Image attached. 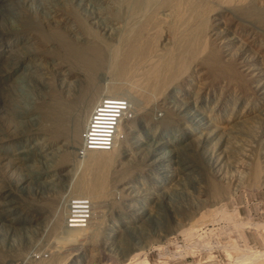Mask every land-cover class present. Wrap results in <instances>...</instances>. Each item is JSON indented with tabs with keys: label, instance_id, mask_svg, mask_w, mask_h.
Returning a JSON list of instances; mask_svg holds the SVG:
<instances>
[{
	"label": "rangeland",
	"instance_id": "1",
	"mask_svg": "<svg viewBox=\"0 0 264 264\" xmlns=\"http://www.w3.org/2000/svg\"><path fill=\"white\" fill-rule=\"evenodd\" d=\"M123 1L0 0V264L16 253L22 261L11 264H264V0H197L193 24L179 36L190 31L203 53L198 49L177 66L171 86L147 101L148 65L157 55L168 57L177 24L172 9L151 0L154 18L146 19H154V28L146 38L153 60L122 76L109 64L96 78L104 87L121 83L126 118L135 120L130 132L123 127L120 133L128 152L120 143L104 188L92 181L94 164L102 162L88 164L79 150L73 156L32 107L26 117L16 112L10 68L23 60L22 47H10L12 26L27 32L29 20L48 34L44 25H57L69 5L66 17L113 55L119 38L139 22L120 13ZM143 14L135 17L142 21ZM58 60L78 86L81 71ZM47 67L60 91L57 66ZM26 80L33 86L30 76ZM26 80L20 78V87ZM24 89L32 99V88ZM144 120L152 128L148 135ZM45 147L43 154L37 149ZM252 166L257 172L247 177ZM75 198L88 201V219H68ZM48 199L58 200L55 213L42 207ZM131 247L140 249L128 255Z\"/></svg>",
	"mask_w": 264,
	"mask_h": 264
},
{
	"label": "bare ground",
	"instance_id": "2",
	"mask_svg": "<svg viewBox=\"0 0 264 264\" xmlns=\"http://www.w3.org/2000/svg\"><path fill=\"white\" fill-rule=\"evenodd\" d=\"M196 1L197 0H162V3L167 7L166 9L169 8L170 10L172 9L176 18V23L178 24V25L175 24L176 28L174 29L175 35H174L173 46L175 49L173 48L169 53L166 51V53H168L167 54L168 57L166 58H164V56L162 55H157L158 58L155 59L150 66L148 65V69L145 73V76L143 74V76L145 77V81H144L145 86H143V84H141L140 82L139 83L141 84V86H143L144 89L147 86L146 88L148 89V91H150L149 94L146 95L147 101L151 100L150 99L151 95L154 96L155 93L157 94L158 93L161 94L162 92L164 93V91L169 86H171L169 80H171L172 75H174L173 71L175 70V68H178L177 66L180 67L182 63L185 64V62H187L188 59L197 57V54L200 49L199 48H198L199 50L197 49L196 43L194 42L193 39V35L190 34V31L187 32L188 34H185L183 37L179 36L180 33L182 34V32H184V29H187V27L189 28L193 24L192 21L194 20L193 17L195 14L194 5H197L198 7V3ZM245 1L246 0H240L239 4L243 2L245 3ZM150 3L151 0H125V2L123 1L122 3L119 4V8L121 10L123 9V7L124 8L126 7L125 10L123 9L124 11L123 10L122 12L120 11V13L124 12L123 16H125V18L126 16H128L130 19H128V17L127 19L131 20L133 16V20L131 21L134 22V19H139L140 23L138 22L137 27L136 26L135 27L133 26V28L131 27V30L128 31V34L127 33L125 34V37L123 36L119 38L120 46L116 49L115 52H113V55L111 54L108 45L104 41L99 40L97 37H94L93 35H91V33L84 32L85 30L82 31L79 25L75 24L77 23L76 20L74 19L72 20L66 17V16L71 17L72 14L70 11L71 10L70 7H68L69 5L66 6V10H65L66 18L64 17L63 19H60L59 20L60 22L56 23L57 25L55 26H54L55 22L53 23L48 22L49 23L48 25H44V27L49 30L47 31L48 34H46V32L44 33L43 31H41L42 29H38L37 27L31 28V26L34 24L31 25V22L29 20H26L27 22L26 24L28 28L27 32H24L23 29L20 30L21 28L18 30L17 27L13 25L12 26V28L14 29L13 32L15 33L11 37L12 40L10 43V47L11 48L22 47L19 51L20 52L19 58L23 60L21 64H19L20 66H16L18 64L16 60L13 61L10 68V77L12 78V87L15 96L14 107L16 109V112H21L22 116H25L26 112L27 111L29 112L30 108L32 107L34 112H36V115L42 114L43 119L41 120L43 122H41V125L48 124L51 128L47 126L44 128H49V130L51 129L50 131H52V133L56 135L54 136V138L57 137V140L63 142V145L66 144L67 147L70 148L69 151H72L74 156L76 150L80 149L82 132L97 102L100 99L104 98L105 96L124 99L123 97L120 96L121 94L120 91L122 90V87L120 85L121 83L118 85V82H116L117 84L113 83L105 87L103 85H99L96 83V80H98L96 78L101 73V71H103L105 66L107 67L110 65L114 66L115 64V68H117L118 70L117 73L122 76L128 74L130 70L135 69L134 67L136 66L137 68H140V66L143 65L147 66L145 64L151 61L150 59H152L156 55L154 54V48L152 44L151 46L147 44L148 39L146 38L147 33L154 28V26L152 25L153 26L152 27L150 24V22L152 21L151 17H153L149 13L151 12V10H149L148 8ZM147 12L149 14H147ZM141 13H144L143 15L145 17L142 19V21L140 18L135 17L137 15H140ZM147 15H149V18H151L150 20H148V18L146 19ZM152 22L154 23V19ZM185 25L186 27L185 28L183 27V30L180 31L179 27ZM57 26L61 27L62 29L64 28L65 30L64 33L61 32L60 31L61 29L58 28ZM25 34L26 37H24ZM200 51L202 52V50ZM58 59H60L61 62L68 63L69 67L72 66L76 70L79 69V71H81L80 75L82 76L83 79L82 80L80 79V81L78 82V86H74V84H72V82L68 80L67 78L68 74L67 75L64 74L66 70L63 71L62 68H59L60 62ZM212 59L214 60L215 58ZM206 60H207V56L203 58V61ZM208 60L210 61V59ZM215 62L217 61L215 60ZM48 64L54 68L56 66L58 67V68L56 67V69L59 74L58 79H59L60 91H56L52 86L53 80L51 76H49L51 75V73H49L50 69L49 67H47ZM104 71L108 74L111 71V69L108 71H106L105 69ZM29 76L35 82V83L33 82L34 87L31 86L30 83L26 80ZM20 78L25 79L26 80L25 85L30 86V88H32L33 91L32 95L34 99L33 98L31 99L32 96L29 93H27L28 91H25L24 88H27V86L24 87L25 86L24 83L22 84L24 88L20 87ZM123 79H125V77ZM17 85H19V87L16 89ZM42 88L47 89L48 94H44ZM76 88L77 90H74ZM37 98H40L41 100L38 102ZM30 100H32L33 104L27 103ZM123 110H124V115L116 129L114 142L112 146H110L109 149H93L84 153L86 154L85 156L87 157V160L91 162L88 164L93 165L94 163H96V165H99L97 162L100 163L102 162L101 164H104L102 167L95 166L94 164V168L96 170L93 171L95 175L94 177H92L93 178L92 181H94V184L97 183L98 185L99 183L100 187L102 188L105 187L104 184L105 181H103V179L108 173L107 171H109L107 170V167L110 168L108 166L109 163L110 162L113 163V160L115 158L117 159V157L119 156L120 143H121L120 145L121 150L125 153L128 152V145H129L128 141L125 140L124 142L123 140H121L120 142L119 137L121 131L124 130L123 127L125 128L126 131L130 132L129 130H131L130 128L132 127L135 120L133 121L132 118L131 119L126 118V114H127L126 111L129 110V105L126 101H125V108ZM30 113L31 112H29V114ZM143 123L145 124L144 126H146L145 132L147 133V135L150 134L152 129L151 126L148 125L149 123L146 120H144ZM134 141L136 142V144L139 145L141 144L140 137H137ZM46 148L47 147L37 148V149H39V152L40 153L42 152L43 154L45 151L43 152L42 149H46ZM239 163L241 165L242 162ZM90 166L88 165V167ZM243 166L246 165L243 164ZM253 166L251 167V170H249L247 177L256 174L257 166L255 167ZM59 171L61 172V175L65 177L67 176L68 170L66 168H62ZM199 182L196 186L198 189H200L202 185ZM57 201L58 200L55 199L54 200L48 199V202L45 203L46 205L42 207L47 206L46 211L50 213H55V207L59 205V204L57 205ZM30 217L31 216L29 217L27 216L26 220L31 219ZM23 218H26V216H24ZM129 223L130 222L126 223V225ZM147 238L148 236L146 237V239ZM105 239L107 238L105 237ZM139 249H140L139 247H131L130 250H128L129 251L128 255H130L135 251H138ZM16 254H14L13 258L9 259V261L6 264H11L10 263L11 261L21 262L22 260H19Z\"/></svg>",
	"mask_w": 264,
	"mask_h": 264
},
{
	"label": "built area",
	"instance_id": "3",
	"mask_svg": "<svg viewBox=\"0 0 264 264\" xmlns=\"http://www.w3.org/2000/svg\"><path fill=\"white\" fill-rule=\"evenodd\" d=\"M125 100L105 96L92 110L81 135L79 152L93 149H109L114 142L116 129L124 115ZM88 201L82 198L71 199L67 216L70 220H85L90 216Z\"/></svg>",
	"mask_w": 264,
	"mask_h": 264
}]
</instances>
